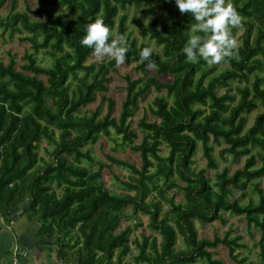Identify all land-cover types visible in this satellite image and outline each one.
I'll return each instance as SVG.
<instances>
[{
    "label": "trees",
    "instance_id": "trees-1",
    "mask_svg": "<svg viewBox=\"0 0 264 264\" xmlns=\"http://www.w3.org/2000/svg\"><path fill=\"white\" fill-rule=\"evenodd\" d=\"M41 1L66 6L71 16L34 9L29 2L26 11L16 10L17 0L4 16L8 1L0 0L2 35L28 32L22 39L30 42L20 61L11 51L7 62L0 59V219L10 223L24 207L29 219L41 223L40 234L54 240L60 258L72 264H227L214 257L219 245L235 263L251 264L237 252L247 246L232 230L213 237L198 233L197 222L223 224L230 213L259 230V264H264V0H230L244 32L218 73L216 64L186 58L183 48L195 20L181 13L175 0ZM128 6L141 8L143 17L130 22L160 47L152 50L151 65L140 57L148 43L129 32ZM34 13L42 17L32 18ZM97 18L125 36L123 64H135L143 74L123 76L126 94L117 116L109 84L112 73H120L118 64L113 58L88 63L94 51L80 43L87 24ZM40 51L48 63L40 62ZM153 90L156 118L142 117L137 132L132 118ZM113 132L140 163L106 153L107 160H98L93 169L88 144L104 142ZM43 142L53 146L45 147L48 160L40 155ZM199 143L207 161L201 169L193 167ZM215 145L223 146L224 160L244 158V163L219 170ZM113 166L130 173L125 180L115 174L118 191L104 180V169L114 174ZM252 186L258 200L242 203L236 193L245 195ZM143 215L151 233L132 239V226L123 220Z\"/></svg>",
    "mask_w": 264,
    "mask_h": 264
},
{
    "label": "rangeland",
    "instance_id": "rangeland-1",
    "mask_svg": "<svg viewBox=\"0 0 264 264\" xmlns=\"http://www.w3.org/2000/svg\"><path fill=\"white\" fill-rule=\"evenodd\" d=\"M7 5L4 7L2 14L4 16H8V14L13 10L10 5L12 0H7ZM29 5L34 9H40L42 7H48L52 11L56 13H62L65 16L70 17L71 11L66 6H53L49 4H44L41 0H17L16 10H27V5ZM126 11L128 12L129 20H128V26H129V32L131 33L132 37H137L140 42H146L149 45V48L151 50H159L160 47L153 41L150 40L147 37H142L140 35V30L136 26H134L130 20L133 16H142L143 13L141 8H136L134 6H128ZM32 18H41V14H32ZM162 20H164L166 17L162 14H158ZM150 19H145L146 22H148ZM234 30L235 38L238 42V45L242 42V34L244 32V25L242 24V21L239 25L235 27H230V31ZM3 28L0 27V59L4 61L9 60L8 51H11L13 53H17V58L20 61L22 55L25 53L26 50L30 48V42L28 40H23L22 37L29 34L28 32H14L12 35L10 34L11 31H6L2 35ZM38 58L40 62L46 64L48 63L49 57L45 54V52L40 51L38 53ZM111 57H98L95 53L91 55V57L88 60V63L90 62H100L102 60H108ZM216 73L221 72L225 67L226 63L224 60H222L219 63H215ZM213 65V64H211ZM118 69L120 73H112L113 74V80L109 84V94L113 96L117 102L116 109L114 115L117 116L121 109V101L125 97L126 94V83L123 79V76L126 74H130L133 78H138L140 76H143V74L135 69V64L133 65H126V64H118ZM162 78L170 79V76H162ZM235 85V84H234ZM235 92V90L233 89ZM158 94L156 91H152L147 95L144 99L141 100L139 107L137 111L134 114V117L132 118V127L137 130V132H140L139 129V120L147 116L149 120H154L156 117L151 112V105L153 103V99L155 95ZM98 105V102L95 104L90 105L87 109H93ZM87 109H84L86 111ZM107 106H102V115L106 113ZM256 112L251 114L249 117V122L252 123L255 118ZM116 142L118 145H116ZM121 138L115 135V133H112L111 137H106L103 140H100L96 144H88V148L91 149L92 155L95 158V162L93 163V169H97L98 167V160H107L106 153L114 154L118 157H122L125 159H129L131 161H135L136 163H140L139 156L136 153H133L127 145H121ZM137 142H139V139H137ZM52 149V145H47V143L43 142L42 148L40 149V155L46 160L50 158L49 153L45 150V147ZM223 147V146H222ZM221 146L215 145V157L219 163V170L223 169L225 166H229L232 169L237 168L238 166L242 165L244 163V158H242L238 163H234L231 160V157H229V160H224L219 156V152L222 148ZM163 154H168V148L167 146L163 147ZM194 165L193 167L197 169L206 168L207 167V161L202 153V146L201 143H199L198 150L196 152V155L194 157ZM110 169L105 168L104 169V180L107 183L108 187H111L112 189L118 191L117 184L120 183V181L115 179V174L121 177V179L125 180L128 179V175L130 174L128 170L120 169L117 166H113L114 174H111L109 172ZM208 170L211 173H214V170L209 169ZM261 187L264 188V177L260 180ZM236 196L241 199L242 203H248L250 199H253L255 201L258 200V194L255 191V189L252 187L248 188L245 191V195H241L240 192L236 193ZM182 198V194L178 195L177 200H180ZM226 222L221 223L219 221L203 225L199 222H197V228L199 235H204L207 237H213L215 233L219 234L220 236H224L225 232L227 230H232L231 236L234 237L236 235L242 236V243H245L247 247L239 248L237 252H239L240 257H247L248 261L247 263L251 264H259L262 261L261 256V248L258 244V241L260 239V232L257 228L252 227L249 228L247 225V221L243 219L242 217H239L237 215H232L230 213H225ZM148 219L147 216L143 215L141 216V220H137L134 216L129 218H124L123 225H130L132 226V233L131 238H138L141 239L142 233L145 232V234H150L151 230L149 226L147 225ZM182 245L181 241H178V247ZM214 257L224 260L227 264H237L235 263L229 255L228 249L224 245H219L217 248L214 249ZM133 254H138V249H136L135 245L133 244ZM128 260L131 259V256L127 257ZM200 264H208L207 262L201 261Z\"/></svg>",
    "mask_w": 264,
    "mask_h": 264
},
{
    "label": "clouds",
    "instance_id": "clouds-1",
    "mask_svg": "<svg viewBox=\"0 0 264 264\" xmlns=\"http://www.w3.org/2000/svg\"><path fill=\"white\" fill-rule=\"evenodd\" d=\"M175 4L181 13H188L195 20L183 48L188 61L196 63L201 57L208 64H215L235 54L238 42L230 27L239 25L241 16L230 0H175ZM80 43L91 48L98 57H111L117 64L125 62V36L112 33L99 18L87 24L86 35ZM151 55L148 47L140 51L141 59L149 65Z\"/></svg>",
    "mask_w": 264,
    "mask_h": 264
},
{
    "label": "crops",
    "instance_id": "crops-1",
    "mask_svg": "<svg viewBox=\"0 0 264 264\" xmlns=\"http://www.w3.org/2000/svg\"><path fill=\"white\" fill-rule=\"evenodd\" d=\"M16 209L14 219L6 223L0 219V264H11L18 245L19 264H72L63 261L54 240L40 234L41 223Z\"/></svg>",
    "mask_w": 264,
    "mask_h": 264
},
{
    "label": "built area",
    "instance_id": "built-area-1",
    "mask_svg": "<svg viewBox=\"0 0 264 264\" xmlns=\"http://www.w3.org/2000/svg\"><path fill=\"white\" fill-rule=\"evenodd\" d=\"M18 250H19V247H18V245H16L15 256H14V259L12 260L11 264H19Z\"/></svg>",
    "mask_w": 264,
    "mask_h": 264
}]
</instances>
